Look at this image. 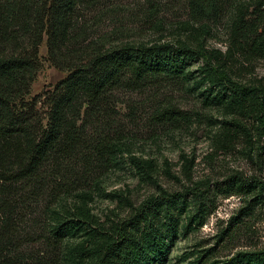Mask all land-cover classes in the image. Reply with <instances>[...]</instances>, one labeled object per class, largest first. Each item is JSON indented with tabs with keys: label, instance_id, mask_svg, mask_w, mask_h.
<instances>
[{
	"label": "rangeland",
	"instance_id": "374dc122",
	"mask_svg": "<svg viewBox=\"0 0 264 264\" xmlns=\"http://www.w3.org/2000/svg\"><path fill=\"white\" fill-rule=\"evenodd\" d=\"M220 1L223 7L203 18L190 12L187 0L77 3L75 46L101 39L186 41L215 51V64L259 93L238 99L205 78L202 59L190 62L186 80L147 78L136 89H116L111 136L121 148L112 158L87 162L83 149L81 157L59 165L49 160L40 180L3 183L0 264H97L94 250L103 238L94 229L130 216L145 198L188 188L192 193L165 207L176 228L161 264H264L254 260L264 252V135L258 119L264 44L259 38L231 43L236 18L264 14V0ZM45 37L26 98L51 89L67 73L49 59ZM162 105L176 106L185 117L153 121L151 111ZM165 208L158 210L159 224L168 223ZM64 219H73L76 230L57 238L54 228Z\"/></svg>",
	"mask_w": 264,
	"mask_h": 264
},
{
	"label": "trees",
	"instance_id": "16d2710c",
	"mask_svg": "<svg viewBox=\"0 0 264 264\" xmlns=\"http://www.w3.org/2000/svg\"><path fill=\"white\" fill-rule=\"evenodd\" d=\"M79 1L0 0V193L4 182L40 180L49 160L59 165L63 159L81 157L83 149L89 151L83 157L87 162L112 158L121 148L118 139L111 136L118 88L136 89L147 78L186 80L190 62L202 59L205 78L215 85L223 84L238 99L259 93L255 86L234 80L215 64V51L186 41L112 43L101 39L73 45V15ZM187 1L190 12L202 18L223 7L220 0ZM254 13L236 18L233 45L241 46L254 38L264 44V14ZM257 18L261 20L256 23ZM44 35L49 59L67 73L51 89L26 98ZM258 116L264 135V107ZM149 117L163 122L185 116L174 105H162ZM131 159L137 162V157ZM191 189L145 198L130 216L109 228L94 229V235L103 238L94 250L96 263L161 264L169 250L167 240L173 238L176 228L173 213L166 208L183 200ZM163 207L168 223L159 224L156 217ZM75 230L74 220L64 219L55 226L53 235L63 238ZM4 238L0 234V247ZM259 259L264 261V252L254 256L255 261Z\"/></svg>",
	"mask_w": 264,
	"mask_h": 264
}]
</instances>
